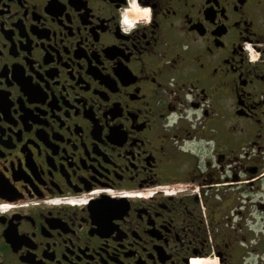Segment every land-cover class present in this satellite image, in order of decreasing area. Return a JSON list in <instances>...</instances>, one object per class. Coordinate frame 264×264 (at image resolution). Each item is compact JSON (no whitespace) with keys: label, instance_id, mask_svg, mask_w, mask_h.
Masks as SVG:
<instances>
[{"label":"flooded vegetation","instance_id":"af4514ba","mask_svg":"<svg viewBox=\"0 0 264 264\" xmlns=\"http://www.w3.org/2000/svg\"><path fill=\"white\" fill-rule=\"evenodd\" d=\"M0 264H264V0H0Z\"/></svg>","mask_w":264,"mask_h":264},{"label":"clouds","instance_id":"9594fccd","mask_svg":"<svg viewBox=\"0 0 264 264\" xmlns=\"http://www.w3.org/2000/svg\"><path fill=\"white\" fill-rule=\"evenodd\" d=\"M148 9L147 8H145V9H143V12H142V14L145 16V17H147V15H148Z\"/></svg>","mask_w":264,"mask_h":264},{"label":"snow or ice","instance_id":"6c2138e0","mask_svg":"<svg viewBox=\"0 0 264 264\" xmlns=\"http://www.w3.org/2000/svg\"><path fill=\"white\" fill-rule=\"evenodd\" d=\"M133 4H135V0H133Z\"/></svg>","mask_w":264,"mask_h":264}]
</instances>
